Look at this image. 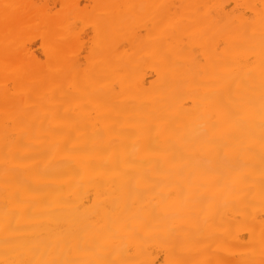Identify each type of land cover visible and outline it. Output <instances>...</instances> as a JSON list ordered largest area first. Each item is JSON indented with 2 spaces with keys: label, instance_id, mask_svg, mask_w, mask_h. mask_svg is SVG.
I'll return each mask as SVG.
<instances>
[{
  "label": "bare ground",
  "instance_id": "bare-ground-1",
  "mask_svg": "<svg viewBox=\"0 0 264 264\" xmlns=\"http://www.w3.org/2000/svg\"><path fill=\"white\" fill-rule=\"evenodd\" d=\"M58 3L0 0V264H264V0Z\"/></svg>",
  "mask_w": 264,
  "mask_h": 264
},
{
  "label": "rangeland",
  "instance_id": "rangeland-1",
  "mask_svg": "<svg viewBox=\"0 0 264 264\" xmlns=\"http://www.w3.org/2000/svg\"><path fill=\"white\" fill-rule=\"evenodd\" d=\"M49 1V4L50 6L53 8L54 11H57L59 10L60 8V5L58 3V0H48ZM34 47V52H35V55L36 56H39V57H42L41 53H40V50L38 49L37 47V43L35 44ZM259 220L262 221L264 223V211H261L259 213ZM159 259H157V264H164L162 262V256L161 257H158ZM239 256V248L236 247L231 254L229 255H224V257L222 258V260L218 263V264H250L252 261L249 260L248 258H244L245 260H242L243 258H241ZM214 264V263H213Z\"/></svg>",
  "mask_w": 264,
  "mask_h": 264
}]
</instances>
